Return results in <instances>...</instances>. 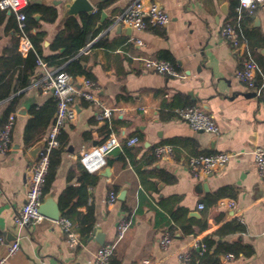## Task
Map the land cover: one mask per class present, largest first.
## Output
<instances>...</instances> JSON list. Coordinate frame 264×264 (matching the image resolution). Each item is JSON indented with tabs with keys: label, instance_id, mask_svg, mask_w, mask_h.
Returning a JSON list of instances; mask_svg holds the SVG:
<instances>
[{
	"label": "crops",
	"instance_id": "obj_1",
	"mask_svg": "<svg viewBox=\"0 0 264 264\" xmlns=\"http://www.w3.org/2000/svg\"><path fill=\"white\" fill-rule=\"evenodd\" d=\"M67 1L28 0V44L15 15L0 10V122L9 105L15 117L10 148L0 154V258L17 236L13 217L25 202L33 147L45 140L55 115L52 92L40 86L38 55L55 57L49 67L69 72L79 86L92 80L104 107L124 112L98 118V106L75 98L76 117L59 134L61 152L42 203L52 197L82 245L69 247L57 220L42 215L22 229L19 249L5 264H92L109 242H115L112 264H180L181 253L189 254L187 264H264V181L252 155L254 147L264 149V99L256 95L264 87V2L239 14V0H143L161 5L169 21L135 30L113 21L134 0H89L92 13L76 16L66 14ZM226 22L239 32L238 49L222 37ZM81 38L85 45L67 58ZM148 57L170 61L178 75L147 70ZM245 58L257 64L254 89L235 76ZM196 104L216 121L217 135L193 130L178 116ZM109 135L120 138V147L99 170L87 171L81 153ZM133 136L139 141L126 145ZM157 145H171L172 154L156 157ZM213 152L235 155L194 177L189 157ZM110 191H124V198L107 204ZM124 217L130 227L116 241ZM165 230L172 239L162 248Z\"/></svg>",
	"mask_w": 264,
	"mask_h": 264
},
{
	"label": "built area",
	"instance_id": "obj_2",
	"mask_svg": "<svg viewBox=\"0 0 264 264\" xmlns=\"http://www.w3.org/2000/svg\"><path fill=\"white\" fill-rule=\"evenodd\" d=\"M28 0H0V10L8 11L15 15L18 30L22 41L28 44L25 19L26 15L23 9L27 6ZM264 0H239L236 10L239 14L247 12L252 14L260 3ZM113 21L123 26L135 30H143L148 26L163 27L169 21V16L164 8L156 2L145 3L143 0H134L127 9L120 15L116 16ZM221 34L226 43L232 49L240 48V36L235 25L226 22ZM136 43L141 44L140 39H135ZM36 64L42 70L40 86L43 90L51 91L56 103L55 115L50 125L49 132L45 138L44 145L39 156L33 161L29 168L27 177L26 198L22 207L14 214L13 222L17 230L15 240L10 244L7 254L0 258V264H5L8 257L12 256L19 249V236L24 227L32 222L43 219L39 213V207L43 201V184L47 171L49 153L51 149L58 147V136L68 122L76 117L74 108L75 98H83L90 101L101 110L97 113L98 118L109 117L113 112L122 114L123 108L104 107L101 101L94 93L95 83L85 78L79 86L72 79V76L61 68H50L47 63L40 57H37ZM144 67L149 71L159 72L166 75H178V67L167 60L148 57L144 59ZM256 69L257 64L251 58L243 59L241 66L236 71V78L247 87L254 89L256 87ZM256 95L264 99V87L256 91ZM178 116L186 121L190 128L196 131L208 132L214 135L219 133V126L213 117L208 114L200 105H190L177 111ZM14 114L9 113L4 121L0 124V154L8 151L11 145V130L14 124ZM125 144L132 146L139 141L137 136L124 139ZM121 140L115 135H109L98 145L87 149L81 153L80 161L87 171L95 172L105 163L106 156L114 149L120 147ZM173 152L171 145H157L153 148L152 153L156 157L169 156ZM235 154L227 152L200 153L190 156L188 160L189 170L194 177L206 176L217 169L223 167ZM253 160L257 168L259 177L264 181V149L256 146L252 149ZM117 200V193L110 191L106 198L107 204H112ZM229 206L233 201L228 202ZM203 207L202 204L199 205ZM62 229L66 243L69 247L82 245L80 235L75 229L74 223L66 216H61L57 220ZM130 227V220L126 217L120 219L117 224L116 241L124 237ZM172 239L171 233L165 230L160 239L162 248H167ZM2 238L0 236V242ZM199 255H203L207 250V245L201 243L198 245ZM115 242L103 244L94 254L92 264H112ZM180 264H187L189 261L188 253L179 254ZM232 258L233 254L227 255Z\"/></svg>",
	"mask_w": 264,
	"mask_h": 264
},
{
	"label": "water",
	"instance_id": "obj_3",
	"mask_svg": "<svg viewBox=\"0 0 264 264\" xmlns=\"http://www.w3.org/2000/svg\"><path fill=\"white\" fill-rule=\"evenodd\" d=\"M65 7H66V14L74 15V16L85 13L90 14L94 10V6L92 3H90L89 0H68L67 3L65 4ZM102 16L104 17L105 14L103 13ZM44 142L45 140L43 139L38 145L33 147V151H32L33 160H35L39 156V153L44 145ZM124 194L125 192L121 191L117 196V198L122 200L124 198ZM39 213L54 220H58L61 217V211L57 203L53 201L51 196H47L45 198V201L40 205Z\"/></svg>",
	"mask_w": 264,
	"mask_h": 264
},
{
	"label": "trees",
	"instance_id": "obj_4",
	"mask_svg": "<svg viewBox=\"0 0 264 264\" xmlns=\"http://www.w3.org/2000/svg\"><path fill=\"white\" fill-rule=\"evenodd\" d=\"M26 7L23 9V12L25 13V15H26V19H25V24H26V31H27V36L29 37V31H28V27H27V13H26ZM89 20H92V17L91 18H89L88 19V21ZM30 38H31V41L33 42V44H34V46L36 47V39L35 38H32L31 36H30ZM85 45V40H83L82 38H81V40L76 44V46L74 47V48H72V49H69L68 51H69V53H68V55H67V58H71V57H73V56H75L78 52H79V50H80V48H82L83 46ZM37 57H40V56H35V59H37ZM40 58H42V57H40ZM43 59V58H42ZM52 59L53 60H55V57H52V58H45V59H43L46 63H47V65L49 66L50 64H51V62H52ZM64 70V69H63ZM67 72V71H66ZM69 73V72H68ZM70 74V73H69ZM71 75V74H70ZM24 84H26V81H24ZM55 107H56V103H55ZM11 111V109H10V105L8 106V108L6 109V113H5V116L2 118V120H1V122H0V124L4 121V119L6 118V116L8 115V113ZM58 140H59V145H58V147H56V148H53V149H51V151H50V153H49V161H48V166H47V171H46V174H45V180H44V184H43V189H42V193H43V196H44V194L49 190V185H50V183H51V181H52V179H53V177H54V172H55V167H56V162H57V160H55L54 161V156L55 155H59V153L61 152V147H62V144H61V141H60V138H59V136H58ZM242 225H240V224H237L236 226H235V229L236 230H242ZM88 232H89V227H87L86 229H83V234H88Z\"/></svg>",
	"mask_w": 264,
	"mask_h": 264
}]
</instances>
